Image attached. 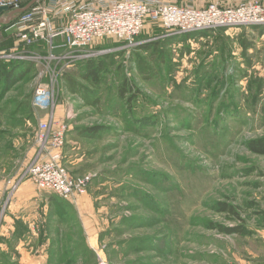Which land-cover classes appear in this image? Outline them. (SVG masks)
Here are the masks:
<instances>
[{"label": "rangeland", "instance_id": "374dc122", "mask_svg": "<svg viewBox=\"0 0 264 264\" xmlns=\"http://www.w3.org/2000/svg\"><path fill=\"white\" fill-rule=\"evenodd\" d=\"M149 25L135 46L112 38L93 45L104 50L97 58L114 57L93 87L97 106L67 91L57 75L53 103L39 108L34 91L38 73L48 78L40 71L45 63L0 90V193L34 157L37 123L51 113L62 117L68 106L62 164L72 177L90 176L70 199L72 219L52 220L50 229L48 204L40 202L54 194L35 188L28 204L38 221L26 217L34 235L25 231L24 244L51 239L67 247L72 261L59 264H264V154L247 149L264 137V27L218 29L204 42L164 47L163 31ZM6 39L13 43L3 45ZM139 40L160 52L140 48ZM14 41L15 31L0 23V54ZM124 80L135 95L130 102L119 95ZM219 202L235 206L239 218L220 212ZM211 223L242 225L243 233Z\"/></svg>", "mask_w": 264, "mask_h": 264}, {"label": "built area", "instance_id": "2783aa9c", "mask_svg": "<svg viewBox=\"0 0 264 264\" xmlns=\"http://www.w3.org/2000/svg\"><path fill=\"white\" fill-rule=\"evenodd\" d=\"M22 2L0 0V7L15 10L22 7ZM233 2L221 6L213 1L197 8L166 0H35L22 12L11 17L4 12L0 16L2 21L8 19L0 23L15 31L14 49L0 54V58L31 61L34 66L46 64L40 71L48 78L37 74L42 80L37 79L33 101L39 108L46 107L53 103L57 75L60 77L63 70L79 61L103 54L104 50L92 48L102 39H117L135 46L137 42L133 40L146 24L161 28L168 38L218 29L264 27V0ZM37 46H45L47 53L35 50ZM72 117L73 109L68 106L62 117L51 113L47 120L37 123V151L19 175L7 179L0 200V223L10 196L26 179L38 191L52 192L63 200L85 191L90 176L72 177L62 164L71 129L67 120ZM101 261L100 264H108Z\"/></svg>", "mask_w": 264, "mask_h": 264}, {"label": "trees", "instance_id": "16d2710c", "mask_svg": "<svg viewBox=\"0 0 264 264\" xmlns=\"http://www.w3.org/2000/svg\"><path fill=\"white\" fill-rule=\"evenodd\" d=\"M28 4V3H27ZM24 2L22 7L27 5ZM12 39H6L2 44L8 45L12 44ZM147 50H154L155 52H160L156 47H153L151 43H147L144 47ZM114 58V57H113ZM113 58L105 61L103 57L89 58L77 62L73 68L65 69L61 72V79L66 85L67 91L73 95L79 96L84 100L85 104L92 106L98 105L99 97L94 96L95 89L93 87L97 86L101 82L102 77L105 76L107 72L110 71V64L114 63ZM34 68V64L31 61L24 60H3L0 59V90H6L9 86L14 83L18 78L24 77L30 70ZM125 79V78H124ZM86 82L89 86L84 85L82 82ZM91 86V87H90ZM97 88V87H96ZM132 85L128 81H123L119 87V95L121 98L125 99L126 102H130L135 95L129 90H131ZM131 93L129 97L126 98V94ZM136 123L143 125L146 123L145 120H139ZM101 127L85 128L84 131L87 133L98 132ZM84 133V132H83ZM65 147V146H64ZM247 149L256 154H264V137L259 139H252L247 142ZM64 151V148H63ZM50 204H52V215H55L60 223L69 222L72 219V207L70 203L63 200L56 195H52L49 198ZM218 210L220 212H225L232 216L239 218V213L237 208L232 205H228L225 202L218 203ZM74 218V217H73ZM211 228L215 227L219 232L223 233H236L242 234V225L223 227L221 225H209ZM58 247V246H57ZM72 256L68 251V248L63 246L62 248H57L55 262L53 264L70 263L72 261Z\"/></svg>", "mask_w": 264, "mask_h": 264}, {"label": "crops", "instance_id": "0c3cea01", "mask_svg": "<svg viewBox=\"0 0 264 264\" xmlns=\"http://www.w3.org/2000/svg\"><path fill=\"white\" fill-rule=\"evenodd\" d=\"M168 2H174L181 5H192L197 8H202L208 5L209 3L213 1H217L221 6L233 4V0H166ZM148 26V25H147ZM151 26V25H149ZM257 28V27H255ZM154 29L161 30L158 27L154 26ZM227 32V31H226ZM164 33V31H163ZM162 40V44L164 47H169L174 44L177 46H182L192 44L193 43H200L204 42L207 39L211 38L210 32H202L195 35H186V36H180V37H166ZM140 48L144 47L149 40H139L138 41ZM176 45L174 47H176ZM73 68V67H71ZM70 68V69H71ZM3 189L1 190L2 194ZM35 186L32 184L31 181H23L19 188L16 191V194L14 196V199H18L19 204L15 201L14 211L9 210L12 208V202L10 201L7 205V211L5 210L4 215L2 217L1 226H0V264H53L55 262L56 253H57V245L51 242V239H41L39 243L32 245H25V233H33V228L31 222L25 221L26 217L28 218H35L33 223L35 221H38V217H35L34 215V209H29L28 203L31 202L32 204L35 203L36 199H34L35 196ZM81 198H77L73 202H79ZM70 202V200H66ZM26 202L27 205H23ZM48 202V203H47ZM41 205L44 204L48 208L49 211L46 213L44 222L45 227L50 229L49 226L50 222L53 220L56 223H60L55 215H52V204H50L49 200H45V203L43 201L40 202ZM23 206V207H22ZM41 214V213H40ZM39 214V218L41 215ZM18 220H22L20 223ZM40 220V219H39ZM28 224V225H27ZM49 224V225H48ZM21 225L23 227H21ZM39 229V228H38ZM26 231V232H25ZM47 236L48 234H44V236ZM13 240V241H12ZM46 241V242H45ZM35 242V241H34ZM25 247V248H23ZM33 248V249H32ZM33 252V253H32Z\"/></svg>", "mask_w": 264, "mask_h": 264}, {"label": "water", "instance_id": "95a60500", "mask_svg": "<svg viewBox=\"0 0 264 264\" xmlns=\"http://www.w3.org/2000/svg\"><path fill=\"white\" fill-rule=\"evenodd\" d=\"M35 0H32L30 1L27 5L21 7V8H18V9H15V10H10L8 7H0V16L4 13V12H8L9 13V17H11L13 14L15 13H19V12H22L24 11L25 9H27ZM8 20V19H7ZM6 21H2L3 23H6Z\"/></svg>", "mask_w": 264, "mask_h": 264}]
</instances>
